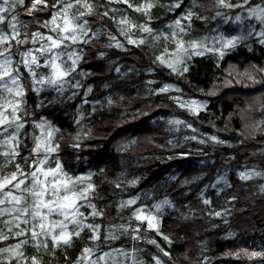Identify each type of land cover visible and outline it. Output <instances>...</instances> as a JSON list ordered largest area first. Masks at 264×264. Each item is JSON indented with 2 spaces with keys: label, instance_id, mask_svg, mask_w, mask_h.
I'll return each instance as SVG.
<instances>
[{
  "label": "trees",
  "instance_id": "16d2710c",
  "mask_svg": "<svg viewBox=\"0 0 264 264\" xmlns=\"http://www.w3.org/2000/svg\"><path fill=\"white\" fill-rule=\"evenodd\" d=\"M93 2L101 7L98 15L84 17L88 42L67 49L80 59L62 91L32 90L33 78L20 65L25 94L18 113L24 124L19 156L0 175L15 172L16 164L31 172L29 165L47 156L44 169L59 164L69 176L87 178L94 191L82 203L90 201L102 214L93 216L87 206L80 212L86 224L99 226V239L84 228L70 246L49 239V247L39 251L25 245L24 255L36 256L39 264H156L157 259L160 264H264V256H250L264 253V36L259 34L264 25L245 9L221 7L216 0H131L136 7L153 4L146 12ZM46 4L29 14L32 0H25L4 13V34H11L13 15L21 22L20 39L27 34L21 51L44 43L32 42L35 32L55 35L43 25L60 6L57 0ZM113 7L152 32L137 27L123 35L117 23L123 13L99 15ZM189 12L192 19H183ZM178 19L183 32L174 27ZM233 38L234 46H225ZM180 40L187 53L177 51ZM193 42L201 46L192 49ZM10 43L15 52V41ZM19 60L13 56L14 63ZM252 96L257 106L248 114L245 101ZM49 142L54 151L46 152ZM37 143L41 148L34 153ZM149 216L155 217L152 228ZM17 242L10 237L0 248ZM0 264L17 260L0 254Z\"/></svg>",
  "mask_w": 264,
  "mask_h": 264
},
{
  "label": "snow or ice",
  "instance_id": "6c2138e0",
  "mask_svg": "<svg viewBox=\"0 0 264 264\" xmlns=\"http://www.w3.org/2000/svg\"><path fill=\"white\" fill-rule=\"evenodd\" d=\"M24 3L25 0H0V23H4L6 20L4 13H9L18 5L23 6ZM106 3L127 4L129 8H133L137 12H146L147 9L154 6L147 3L142 7H136L131 3V0H106ZM216 3L225 8L239 7L245 9L250 17H254L264 25V0L255 5L251 4L250 0H243L242 4H232L230 0H216ZM37 4H45L47 7L46 0H32V6L27 9L29 14L36 10ZM57 4L60 7L52 14L51 20L43 25V27L50 28V31L55 35L45 36L39 32L32 34L33 43L44 41L39 48L21 51L20 46L27 43L28 39L26 33L24 34L25 38L20 39L22 34L17 28V24L21 22L17 21L15 15L9 21L12 29L10 35L4 34L3 30L0 29V129H2L0 131V147L5 149L0 152V155L4 157L3 160H0V172H3V169L9 164L14 163L16 157L19 156L20 140L18 134L24 124L19 122L22 118L18 116V113L23 111L21 105L24 103L22 98L25 94V86L22 83L24 74L20 71V65L22 64L28 75L33 78L32 90L39 92L44 86H48L62 91L65 83H67L66 77L76 70L77 62L80 59L75 51H67V49L70 44L88 42L83 39L88 36L90 31L88 28L89 21L84 17L98 15L96 9L101 7V5L95 4L93 0H57ZM57 4H54L53 7H57ZM246 5L247 8H245ZM175 7H180V3H176ZM110 13H123L117 23L123 26L120 28V32L125 36L137 27L145 33L150 34L152 32V29L146 25L133 23L125 10L119 8H110L99 15L103 18L109 16ZM217 14L219 15V13ZM111 18L115 19L116 17L113 15ZM183 19L190 21L192 13H187ZM241 19L240 15L235 17L236 21H241ZM174 27L180 32L184 31L179 19L175 21ZM259 34L264 36V32ZM109 36L111 40H116L115 36L111 34ZM11 41L16 43L15 52H12ZM143 42V40L139 41L141 44ZM5 43H8L9 47H2ZM128 43L135 44L137 41L129 38ZM235 43L236 38L229 39L225 46H234ZM177 44L178 52L187 53L188 50L184 48L182 40L177 41ZM115 46L123 47L118 41H116ZM200 46L197 42L189 45L192 49ZM61 48L64 50L57 51ZM173 55L175 56L176 53ZM13 56H19L20 60L14 63ZM41 59L44 61L43 64ZM159 59L163 62V57ZM69 60L71 61L70 64L68 63ZM181 62L182 59L177 56L176 63ZM168 66L175 70L171 62L168 63ZM42 67L49 69L50 72L48 74L38 73L37 69ZM183 71H187V68H184ZM163 90L166 91L167 89ZM190 107L195 109L198 106L193 101ZM4 133H8V135L5 136ZM51 135L52 132L48 131L47 136L50 137ZM41 143L36 144L33 149L34 153L40 151ZM45 151H54L50 142ZM46 160L47 156L44 160L29 165L30 168H34L31 172H25L19 164H16L15 172L0 175V242L7 241L10 237L18 240L13 245L0 248V254L6 253L10 258H15L17 264H39L36 256L27 257L24 255V246L30 243L38 251L41 248L49 247V239L55 246L61 244L70 246L73 236L78 237L84 228H89L94 234L93 238L99 239V226L86 224V217L80 212L81 207L87 206L91 207L93 216L102 214L90 201L87 205L82 203L89 199L90 193L94 191V186L91 183H85L87 178H73L64 173L59 164L56 165L55 169H44L41 166L46 163ZM242 178L249 179L250 175L242 174ZM127 203L134 204L135 201L129 200ZM165 203L167 202L165 201ZM157 207L159 208V206ZM216 215L220 214L216 213ZM136 218L145 219L140 215H137ZM146 219L148 226L154 227L152 221L155 220V217L149 216ZM69 225L74 227L70 229ZM21 237L23 239H19ZM151 242L154 243V241ZM84 251L87 253L90 249L86 248ZM164 255H168V253L165 252ZM250 256H264V253L252 252ZM156 264H160L158 259Z\"/></svg>",
  "mask_w": 264,
  "mask_h": 264
},
{
  "label": "rangeland",
  "instance_id": "374dc122",
  "mask_svg": "<svg viewBox=\"0 0 264 264\" xmlns=\"http://www.w3.org/2000/svg\"><path fill=\"white\" fill-rule=\"evenodd\" d=\"M230 81V80H229ZM229 81H225L226 83V85H230L231 86V83L229 82ZM256 99H257V97H255V96H252V97H250L249 99H247V101H245V102H248L247 103V113L248 114H251L250 112H251V110L252 109H254V108H256Z\"/></svg>",
  "mask_w": 264,
  "mask_h": 264
}]
</instances>
